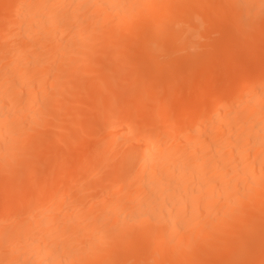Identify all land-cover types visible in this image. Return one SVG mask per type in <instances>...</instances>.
Listing matches in <instances>:
<instances>
[{"label": "bare ground", "instance_id": "obj_1", "mask_svg": "<svg viewBox=\"0 0 264 264\" xmlns=\"http://www.w3.org/2000/svg\"><path fill=\"white\" fill-rule=\"evenodd\" d=\"M154 28L157 29L156 37ZM212 29L214 36L218 35L216 39ZM132 34L145 39L142 41L138 36V42H143L142 48H146V52L151 50L148 49L151 43H156L151 47L155 51H150L145 60L146 65L140 64L146 54L138 55L143 58L138 61L140 65L149 64L151 67L157 56L156 60L164 59L161 66L169 60L170 63L164 66L168 64L167 67L174 68L170 72L175 74L166 72L168 68H159L155 63L159 68L158 75L155 68L152 74L144 73L142 81L132 78L135 82L131 80L129 85V77L126 78L129 72L125 78L120 77L124 65L114 62L121 66L115 86L120 87L117 81H123V87L126 86L123 91V87L119 88V92L124 94V90L126 93L131 86L130 93L126 95V99L130 96L127 105L131 109L123 114L113 102L118 93L117 96L113 94L114 98L104 96V90H108L105 88L107 81L112 83L111 78L115 80L117 77L111 76L116 72L112 71L113 64L108 65L113 61L112 56L107 66L103 65L105 68L101 67L104 62L98 66L99 62L95 64L98 60L94 58L99 51L96 49L101 50L105 46L95 47L103 43L107 50L114 51L116 47V54L120 49L119 53L123 54L126 44L122 48L119 42ZM204 40L207 46L200 45L205 44ZM165 43H170V48L165 47ZM145 44L148 45L144 47ZM261 45H264V0H0V168L7 172L6 166H17L39 149V145L30 152L28 148L27 151L23 149L29 154L26 158L21 156L24 160L15 156L19 157L15 154L17 150L28 144H24L23 139L28 137L23 135L27 125L30 130L39 129L55 114L54 111L62 113L60 103L63 99L59 97L72 82H77V74L84 71L89 74L90 64V69L94 67V74L90 71L89 75H93L85 77L92 79L99 75L102 79H92L88 86L91 90L89 95L93 97L98 81L101 94L104 92L102 96L111 98L117 106L108 116L117 125L97 141L94 151H89L91 153L86 157L81 153L83 150L88 153V149L82 147L90 145L87 140L82 145L75 144L68 138V131V141L71 139L70 142L75 144L70 148V142H60L65 138L61 136L57 141L58 136L53 135L63 150L67 146V155H63L62 160L74 161L75 172L50 179L42 175L45 179L40 181L36 177V169H33L27 177L24 191L20 190L24 184L19 188L16 186L17 176L12 180L13 185L10 183L12 177L6 181L10 185L6 187L12 186V190L8 189L11 192H4L0 198V264H264V46ZM103 51L101 53L105 54ZM139 52L133 51L132 55ZM150 55L154 56L152 64ZM123 58L121 62L124 64L134 62V57L129 61ZM92 62L105 74L107 72L110 80L102 77L100 69ZM132 67L136 69L135 65ZM160 69H164L167 75ZM202 69H210L205 73L209 71L213 75L224 73L225 77L218 74L213 80L217 77V82L221 76L226 81L224 79L225 82L218 85V90L212 89L214 93L209 86L203 89L210 74L203 79L202 71V75L199 74L202 79L200 76L197 78L198 71ZM84 74L78 80H82V87L81 82L76 83L82 94L88 89L84 87L87 86L86 79L82 78ZM154 75L158 76L156 80L159 78V83L166 80L172 90L177 78L182 77L177 83L181 92L170 90L162 100L163 107H166L164 110L160 108L162 101H158L167 92L163 89L166 82L159 84L162 89L158 90H163V94H156ZM185 79L190 83L188 88ZM114 84L115 81L113 88ZM89 95L86 92L87 97L81 99L84 104H77L85 105ZM94 95V98L101 97L97 93ZM122 97L120 102L124 100ZM118 99L114 101L118 102ZM97 100L87 103V107L81 106L79 110L90 109L92 115V107L100 105L94 109L100 112L96 120L102 125L107 117L99 121L103 119L101 113L105 108L102 110L104 103H100L101 99L97 103ZM68 101L71 100L63 102L64 106ZM145 102L157 105L151 110L148 106L151 103L146 107ZM175 102L179 103L174 110L172 105ZM166 103H172L169 109ZM142 107H145L143 111L146 109L145 119L149 113L153 115L150 117L152 120L133 126L128 119ZM66 110L68 108L63 113L68 115L71 112V118L76 114ZM77 113V123L87 115L90 117L89 112L86 116L84 111ZM93 115L90 118L93 119ZM84 123L90 124L86 119L81 125ZM50 125H54L53 122ZM85 126H79V129ZM29 129L26 130L27 135ZM20 131L22 136L18 135V139ZM37 132L40 133L39 130ZM11 134L16 138L7 141ZM44 136L35 140L38 142L39 137L45 140ZM21 138L24 143L20 142ZM172 139L173 143L170 142ZM130 142L137 148L132 144V147H127ZM45 146L39 152L43 157V150L46 154L50 145ZM34 158L38 161L36 154ZM47 160L45 158V163ZM52 165L49 164L50 172L46 174L56 171L53 170L55 164L54 167ZM61 166L59 163L57 167ZM25 167L27 169L28 166ZM15 169L8 172L21 168ZM0 170L1 173L3 170ZM2 182L5 184V180ZM80 182L84 185L75 189L76 184L82 185ZM106 182L110 184L105 185ZM227 225L230 227L228 230ZM219 227L226 228L222 231L228 232L222 233L221 229L215 232ZM210 232H213L212 236L219 233L222 236L218 239L213 237L212 243V236L208 237L210 243L207 246Z\"/></svg>", "mask_w": 264, "mask_h": 264}, {"label": "rangeland", "instance_id": "obj_2", "mask_svg": "<svg viewBox=\"0 0 264 264\" xmlns=\"http://www.w3.org/2000/svg\"><path fill=\"white\" fill-rule=\"evenodd\" d=\"M173 24H174V23H173ZM171 25H172V24H171ZM175 25H177V24L175 23ZM173 26H174V25H173ZM174 27H175V26H174ZM176 27H177V26H176ZM171 28H172V26H171ZM177 28H178V27H177ZM177 28H175V29H177ZM155 29H156V28H154V32H155V36H154V37H156V30H157V29H156V30H155ZM212 31H213V29L211 30V32H212ZM209 34H210V33H209ZM212 34H213V36H214V33H213V32H212ZM212 34H210V35H212ZM153 35H154V34H153ZM134 36H135V38H133ZM138 36H139V38H140V35H138V34H132V35H131V37L133 38V40H134V39H137V41H136V40H134V41L132 40V41H131L132 38L129 36V38H128L127 40H123V41H122L123 43H122V42H119V45H122V46H120V47H122V48L124 47V48H125V46H126V49H123L124 51L122 50V53H123V54L119 53V52H121V51H120L121 49L117 52L118 54H116V51H115V50H117L116 47L113 48L114 51H109V50H107L106 45L103 44V43H99V44L95 47V48H97L98 46H100V47H101V46H102V47L105 46V48H103V49H101V50L98 49V48L96 49V50H99V51H98V54H96L97 51L95 52L96 55L94 56V58H96V60H98L97 62H95V64H98V62H99L98 66H99L101 63H103V62H104V63L101 64V65H102L101 67H103V65L106 64V63L108 64V61H110L109 59H111V56H112V59H111V60H113V61H110L108 65H111V66H112V64H113L112 67H113L114 69H113L112 71H116V72H117V73H116V72H113V73H112L113 75H111L112 77L114 76L113 78H115L116 75H117V77H116L115 80H113L112 78H111V80H110V77L106 76V74L108 75L107 72H106V74H105V73H104L105 71L101 70V67L98 68V66L95 65L93 62H92V64H94L95 67L97 66L96 68L100 69L99 74H100L102 77L105 76L104 78H107V77H108L110 81H113V82L115 81L114 86L116 85V80L119 79V70H118V69L121 67V66H118L119 64H120V65H121V64L124 65V67L122 68L123 71H122V73H120V77H124V78H125V76H126L125 74H126L127 72H129L128 75L126 76V78L129 77V79H127L129 85H131V83H130L131 80L133 81L134 79H135V80H139V79H141V81H142L143 78H145V76H143L144 73H146V75H148V74H150V73L152 74V71H154L155 68H156L155 71L157 72L156 75H158V71H159L158 69H159L160 67H161V68H164V69H165V68H166V69L168 68V70H166V72H168V73H170V74L173 73V71H172V72H170V71L173 70L174 68L170 69V68H169L170 66L167 67L168 64H166V67L164 66L165 63L169 62V60L163 63V66H164V67H163V66H161V65H162V62H163L164 59L162 58V59H163V60H162V59L160 58L161 61H160L159 59L156 60V58H157L156 55H155L156 57H154L153 55H150V57L152 56V60L150 61L151 64H152V61L154 62V58H155V62L152 64L151 67L149 66V64H148V66H143V65H146L145 60L147 61L150 51H155V50H152V48H153L152 46H153L154 42L151 43V44H152V46H151L152 48H151V47L148 48V49H151V50H149V52H146V51H145L146 48H144V50H143V48H142V46L144 45L142 41H144L145 39L143 40V39H142L143 37H142V38H140V39H142V41L139 40V41H141L142 43H141V42H138ZM216 36L218 37V35H216ZM216 36H214L215 39H216ZM136 37H137V38H136ZM150 37L152 38V36H150ZM149 39H150V38H149ZM149 39H146V41H147V40L149 41ZM210 39H212V37H211ZM153 40H154V39H153ZM156 40H157V38H156ZM205 40H206V39H205ZM205 40H204L203 42H205ZM207 40H208V39H207ZM212 40H214V39H212ZM212 40H211V41H212ZM146 41H145V42H146ZM150 41L152 42V40H150ZM150 41H149V42H150ZM208 41H209V40H208ZM149 42H147V43L149 44ZM214 42H215V40H214ZM100 44H101V45H100ZM124 44H126V45L124 46ZM128 44H130V45H128ZM148 44H145L144 47H146ZM155 44H156V43H155ZM155 44H154V45H155ZM169 44H170V43H165L164 45H165V47H166V46L168 47V46H170ZM103 45H104V46H103ZM127 45L129 46L128 48H127ZM172 45H173V44H172ZM200 45H206V42H205V44L202 43V44H200ZM200 45H199V47H203V46H200ZM149 46H150V45H149ZM161 46H162V45H161ZM206 46H207V45H206ZM261 46L263 47L264 45H261ZM156 47H159V44H157ZM171 47H172V46H171ZM199 47H196L195 49H197V48H199ZM141 48H142V49H141ZM168 48H170V47H168ZM193 48H194V47H193ZM204 48H205V47H203V49H204ZM128 49L131 50V51H128ZM154 49H155V48H154ZM158 49H159V48H158ZM158 49H157V50H158ZM165 49H166V48H165ZM195 49H191V50L194 51ZM199 49H200V48H199ZM201 49H202V48H201ZM103 50H104V51H103ZM125 50H126V51H125ZM160 50H161V48H160ZM101 51H103V53H105V54H102ZM133 51H135L136 53H137L138 51H140L141 53H140V52H139L138 54H135V53H134V54L132 55ZM99 52H100L101 54H99ZM107 52H108V53H107ZM113 52H114V53H113ZM142 52H143V54H142ZM127 53H128V54H127ZM152 53H153V52H152ZM93 54H94V53H93ZM119 54L121 55V57H120ZM125 54H126V55H125ZM141 54H142V55H141ZM144 54H146L147 58H145L146 56H145ZM106 55H108V56H106ZM124 55H125V56H124ZM129 55H130V56H129ZM138 55H141V56L144 55V56H145V57H143L144 59L140 56V58L143 59L144 61L142 60V61L140 62V61H139L140 58H139ZM97 56H99V58H97ZM105 56H106V57H105ZM113 56H114V57H113ZM115 56H116V58H118V60H117V59L115 60ZM118 56L120 57V59H119ZM123 57H124V58L126 57V58L128 59L127 61H129V58L131 59L132 57H134V58H132V59H134V62L129 61V62H126V63L124 64V63L121 62ZM153 57H154V58H153ZM124 58H123V60H124ZM132 59H131V60H132ZM105 60H106V61H105ZM135 60H136L137 62L139 61L140 64H143V65H140L139 62L137 63ZM159 61H160V62H159ZM114 62H115V63H118V65L115 64ZM110 63H111V64H110ZM130 63L133 64V65H135V66H136V69H135V67H132L133 65H131ZM136 63H137V64H136ZM155 63H157V66H158L159 68L156 66ZM160 63H161V64H160ZM169 63H170V62H169ZM107 64H106V66H107ZM114 64H115V66L118 67V68L114 67ZM129 64H130V67H128ZM159 64H160V65H159ZM125 65H127V66H125ZM138 66H139V67H138ZM90 67H92L91 64H90ZM90 67H89V69L87 70V71H89V72H88L89 74H90V71H92V69H94V67H93L92 69H90ZM108 67H109V66H108ZM125 67H126V69H127V67H128L129 69L126 70ZM148 67H150V69H152V70L150 71V69H149ZM152 67H153V68H152ZM176 67H177V66H175V69H177ZM96 68H95V69H96ZM103 68H105V66H104ZM108 69L110 70L111 67H109ZM115 69H116V70H115ZM133 69H134V72H133ZM142 69H143V71H142ZM144 69H145V71H144ZM148 69H149L150 72L148 71ZM164 69H160V71H161V70H164ZM178 69H179V67H178ZM104 70H105V69H104ZM117 70H118V71H117ZM136 70H138V71H136ZM207 70H210V69H202V70L198 71L199 73H197L198 76H196V77L199 78V76L202 75V71H203V76H202V78L205 79V78H206L205 75H207V74L209 73V71H208L207 73H205V71H207ZM94 71H95V70H94ZM94 71H92L93 74H94ZM101 71H102V74L100 73ZM120 71H121V68H120ZM140 71H141V72H140ZM176 71H177V70H176ZM97 72H98V70H97ZM97 72L95 73L96 75H97ZM166 72H165V70H164L163 74H164V75H167ZM200 72H201V73H200ZM80 73H81V72H80ZM80 73H79V74H80ZM84 73H85V71H84ZM84 73L82 72V74H84ZM109 73L111 74V71H109ZM123 73H124V74H123ZM135 73H136V74H135ZM138 73H139V74H138ZM140 73H141V74H140ZM142 73H143V74H142ZM177 73H179V70H178ZM219 73H220V72H219ZM219 73H217V74H215V75H216V76L221 75V74H219ZM221 73H223V72L221 71ZM79 74H77V76H76V80H77V82H78V80H80V76H82V74H81V75H79ZM89 74L85 73V74H84V77H82L83 80L86 79V80H85L86 82L84 81L85 84H87V86L84 85L85 88L88 87V86H90V84L93 82L92 79H95L96 77L99 78V79H102V78L98 77L99 75H98V76H94V78H92V79H91V77H88V78L85 77V76H87V75H88V76H92V75H93V74H92V75H89ZM173 74H175V72H174ZM173 74H172V75H173ZM199 74H200V75H199ZM209 74H210V76H209V78H207L208 80H207V81L205 80L206 83H205L204 80H201L202 82L204 81V83L207 84V85L204 84L206 87H205V88L202 87V88H203V89H207V87L209 86L208 88L211 87L210 91L213 92L212 89H216V88H217L216 90H218V85H220V84H222L223 82H225V81H226V78H223V79H222V77H225V75H224V73H223V74L221 75L222 77H221V76H220L221 78L219 77L221 80L218 78V81L216 82L217 77H216V80H215V81L213 80L214 77H215V75H213L214 73H213V72H210ZM209 74H208V75H209ZM218 74H219V75H218ZM122 75H123V76H122ZM133 75H134V76H133ZM137 75H138V77H139L138 79H136V78H137ZM141 75H142V76H141ZM156 75H154V83L156 84V88H157V90H156V88H155V86H154L155 84L153 85V87L155 88L154 90L156 91V94H157V92H158V94H159L160 91H159L158 89H159V88L162 89V86H160L159 84H160V83H164V82H166V80H165L164 82H160V83H159V82H157V81H159V78H158V80H156L157 77H158V76H156ZM78 76H79V77H78ZM131 76H132V77H131ZM155 76H156V78H155ZM211 76H213V77H211ZM130 77H131V78H130ZM134 77H135V78H134ZM164 77H165V76H164ZM164 77H163V78H164ZM207 77H208V76H207ZM77 78H78V79H77ZM104 78H103V79H104ZM108 78H107V80H108ZM132 78H134V79H132ZM163 78H162V79H163ZM200 78H201V76H200ZM200 78H199V79H200ZM202 78H201V79H202ZM88 79H89V81H88ZM177 79H178V81L180 82V80H182V77H181V79H180V78H177ZM183 79H184V78H183ZM224 79H225V81H224ZM121 80H123V78H122ZM124 80L126 81V79H124ZM135 80H134V82H135ZM185 80L187 81L186 84L188 83V85H185V86L188 88V86H189L190 83L188 82L187 79H185ZM185 80H184V82H185ZM212 80H213V82H212ZM72 81H73V80H72ZM91 81H92V82H91ZM96 81H97V80H96ZM99 81H100V80H99ZM127 81H126V83H127ZM160 81H161V78H160ZM178 81H177V83H179ZM209 81L212 82V83H210L211 85L208 84ZM219 81H220V82H219ZM222 81H223V82H222ZM74 82H76L75 79H74ZM77 82H76V83H77ZM80 82H81V87H82V85H83V84H82V80H81ZM80 82H78V83L80 84ZM89 82H90V83H89ZM113 82H112V83H113ZM122 82H123V81H122ZM122 82H120V81L118 82V81H117V84H119L118 86H120L119 88L123 87ZM190 82H191V81H190ZM76 83L73 84V82H72V84L74 85V87H72L73 85L71 84V85H72V86L70 85L71 88H70V86H68V87L65 89L66 91H64V93L62 94V96L59 97V99H61V98L63 99V101L61 100L62 103H60V104H61L60 107L62 108V110L60 109V111L63 113V110L65 111V109H67V108H68V110H70V109H74V108L76 107L75 111H73V110H70V111H73V112H75L76 114H78V113H77L78 111H79V113H83V111H84L85 116L87 115L86 113L89 112L90 117H91V116L94 114V112H95V116H96V115H97V116L95 117V116L93 115V119L90 118L88 115H87V116L89 117V119L86 118L87 116H86L85 118H83V119L81 118L82 121H84V120L86 119V123H90V124H87L88 127H86L87 125H86L85 123H84L83 125H81V122H82V121H80V122L77 123V120H78V119L76 118V116H77L76 114L74 115L75 118H76V120H75V118H74L73 115H72V118L70 117V116H71V114H70L71 112L68 113V112H69L68 110H66V111H68V112H66V113H68V115L65 114V113H63V114L60 113V112L58 113V112H57L58 110H57V111H54V112H53V113H55V114H53V116L56 117L55 119H53L54 117L52 116L53 118H52V117L49 118V121H50V122L47 121L48 119L46 120L47 122L45 121L46 124H43V125H42L43 128H42V126H40V128H42L43 130H41L40 128L37 129V127L34 128V129H32V130H30V129H29V126L27 125L26 130L29 129L30 132L27 131V133H29V134L27 135V134H26V130L24 129V134H23V135H25V137H27V136H28V137H27L26 139L23 137V139L25 140V143L23 142L24 140H23L22 138H21L20 142H22V143H24V144L28 143L29 146H28V144H27V146H26L25 148H23V147L20 145L21 148H19V149L17 150V152L15 153V154H18V155H20V156H19V157H18L17 155H15V156H16L18 159H20L21 156L24 157V158L28 157L29 154L27 155L25 151H24V152H25V153H24V152H23V149L26 150V149L28 148L27 150L30 152V149L34 150L33 147H35V148L38 147V146H36V145H39V146H40L39 149H38L39 151H38V150H37L38 152H37L36 150H35V152L33 151V152H32L33 155H32V153H31L32 156H29V157H28V160H27V158H26L25 160H24L23 158H21V159L24 160V161H23V162H19V163H18V161H17V163H18V164H16L17 166H15V165H13V164L11 165V168H13V170L15 169V167H17L16 169L21 168V169H19V170H16V169H15L16 171L11 170V171H12L11 173L8 172V171H10V169H11V168H9L10 165H9V167L6 166V169L8 168V169H7V172L4 170L5 168H2V167L0 168V169L3 170V171L0 173V176H1V177H0V180H1V178H3V180H5V182H4L5 184H3V182H2L3 180H1V182H0V185H1V187H0V191H2V192H0V198L2 197V194L5 195L4 192H5V193L7 192L6 194H8V191L11 192L10 190H12V189H11L12 186L9 188L10 185L7 183L9 186L6 187V185H7V184H6V181H7L9 178H11V177H12V178H11V181H12L14 178H16V176L18 177V178H16V180H17V182H18V185L16 184V186L19 188V185L23 186V184H24L23 188H20L21 191H24V190H25V186L27 185V183H26V182H27V179H28L27 177H28V175H30L31 170H33V169H36V172H37V173H36V177H37L38 180H40V179H41V180L45 179L44 176H45L46 178L50 179V177H55V176H56V177H57V176H60V177H62V176H68V174H69V173L71 174L72 171L75 172V168H76L75 165H76V164L74 163V161H73L72 163H69V162H66L68 159H66V160H62L63 155L66 156L68 150H67V151L65 150V149H67V148H65V147H67V146L65 145L66 143H64V145H65L64 150H65V152H66V153H64V150H63V147H62L61 143H63V142H67V144H69L68 142H70V140L72 139V142H74V143L76 142L75 144H79V143H81V145H82V142L84 143V142L87 140V143L91 145V148H87V147L90 146V145L88 146L87 144H85L86 146H85V145H82V147H83V146L86 147V149H88V153H87V150H86V153H87V154L84 153L85 150H83V152H82L81 150H82L83 148L78 152L79 154H80V152H82L81 154H84L85 157H86L89 153H91V152L94 151V149H95V147H96V143H98L97 141H100V140H101V137H104V136L107 134V133H106L107 131L112 130L111 127H115V126L117 125V124H116L115 122H113L112 120H109V117H108V116H109L110 111H113V110L116 109V107L118 106L119 109H118V108H117V109L119 110V113L127 114L128 111H129V109H131L130 105H127V99H128L130 96H128V98L126 99V97H127L126 95H128V92L130 93V88H131V86H130V88H128L129 85L127 86V88H128L129 90L127 89V92H126V93H125V90H124L123 93L125 94V96L122 97L124 94H122L121 91H123V89H126V88H124V87H126V86H124V87L121 89V91L119 92V88H117V86H115V88H113L112 83H109V82L107 81V84H108V85H106L107 87H105V88H108V90H107V91L104 90L106 93L104 94V92H103V94H104V96H106V97H108V96L111 97V96H112V98H114V95L117 96V93H118V96H117V97H118L119 99H118L117 97H115L116 99H118V102L114 101L115 98L113 99V102L117 103V106L115 105V106H116V107H115V106H114L115 103L112 102L111 98H106V97L102 96L103 94H101L102 91L100 90L101 87H99V86H100V83L97 81V82H96L97 85L95 84V86L98 87V89L96 88L97 90H96V92H94V93H95V94H96V93H97V94H100L102 98H101V97H100V98H94L95 95H94L93 92H92V93H93V97H91V95H89V93L91 92V90H90L89 87H88L87 90H85V89H84V90H85V91L87 92V94L89 95L88 98H90V99H89L90 101L88 100V101H89V102H88V101L85 100L84 102H86V104H87V103L90 104V102H95L97 99H99V100L101 99L100 101H102V102H100V103H101V104L104 103V104H103L104 106L101 105V109H102V110H104V108H105L104 112L101 113V116H102L103 119H101V120H99V121L104 120L106 117H107L108 119L106 118V119L104 120L105 123L103 122L102 125H99L101 122H98V121L96 120V118H97V117L99 118V113H100V112L97 113V109L95 110L94 108H95V107L99 108L100 105L97 106V105L95 104V105L92 107V111H94V112L92 113V115H91V113H90V109H89V110L87 109L88 111H86L85 108H86L87 106H86V104H85V105H82V104H84V103L81 101V99L83 100V98L85 99V97H87V96H86V92L84 91V92H85V96H84V92H83V94L81 93V90H82L81 87H80L78 84H76ZM98 83H99V84H98ZM126 83H124V85H126ZM132 83H133V82H132ZM177 83H176V85H173V84H172L173 86L170 85L173 89L175 88L174 90H172V89L169 87V85H167V82L164 83L165 85L163 86V87H164L163 89H164V92H166V91H167V92L164 93V95H162V99L160 98V100L158 101V103H160V102L165 98V95H166V94L170 93V92H169L170 90H171L172 92H174L175 90H176L178 93L181 92V90H178V88H177V86H178ZM180 85H181V83H180ZM78 86H79V87H78ZM149 86H150V85H149ZM159 86H160V87H159ZM166 86L169 87L170 89H167ZM76 87L79 88L77 91H76V89H77ZM111 87H112V88H111ZM69 88H70V89H69ZM75 88H76V89H75ZM105 88H103V89H105ZM176 88H177V89H176ZM179 88L182 89L181 86H179ZM91 89H92V88H91ZM165 89H166V90H165ZM185 89H186V88H185ZM185 89H184V86H183V90H185ZM94 90H95V88H94ZM114 90H115V92H114ZM183 90H182V91H183ZM216 90H215V91H216ZM98 91H99L100 93H98ZM205 91H206V90H205ZM111 92H112V93H111ZM150 92H151V91H150ZM162 92H163V90H161L160 94H163ZM172 92H171V93H172ZM206 92H207V91H206ZM227 92H228V91H227ZM227 92H226V93H227ZM209 93H210V92H209ZM213 93H214V92H213ZM228 93H229V92H228ZM81 94H82V95H81ZM113 94H114V95H113ZM160 94H159V95H160ZM154 95H155V92H154ZM63 96H65V97H63ZM120 96L124 99V100H122V102L119 101L120 98H121ZM151 96H152V98L154 99V96H153V95H151ZM151 96H150V97H151ZM155 96H156V95H155ZM163 96H164V97H163ZM97 97H99V95H97ZM68 98H69L71 101H68L67 105L64 106L63 102L66 101V99L69 100ZM92 98H93V100H91ZM105 98H106V99H105ZM152 98H150V100H151ZM107 99H110V100H107ZM147 99H148V98H147ZM153 99H152V100H153ZM99 100H97V103H99ZM150 100H147L146 102H148V101H150ZM152 100H151V101H152ZM154 100H155V99H154ZM154 100H153V101H154ZM106 101H108V102H106ZM69 102H70V103H69ZM123 102H125V103H123ZM146 102H145V104H144L146 107H147L148 104L151 103L150 105H148V106L151 107V110H152V108H155V106L157 105V104L154 105L155 102H154V103L149 102V103H147V104H146ZM163 102H164V101H162V102L160 103L161 105L159 104V105H160V108H162V110H164V108H166V107H163V106H164ZM75 103H76V104H77V103H78V104H79V103H82V104H81V105H78V104H77V105H78V106H77ZM120 103H122V104H120ZM156 103H157V102H156ZM178 103H179V102H178ZM178 103L175 102V103L172 105V107H173L172 109H174V108L177 109L176 107H178V106H176V104H178ZM65 104H66V103H65ZM129 104H130V103H129ZM166 104H167V103H166ZM170 104H172V103H170ZM170 104H167V108H168V106H169ZM62 105H63V107H62ZM91 105H92V104H91ZM91 105H89V106L91 107ZM74 106H75V107H74ZM81 106H82V107L86 106L85 108H82V109H85V110H82V111L79 110V109H81V108H80ZM89 106H88V108H90ZM102 107H103V108H102ZM170 107H171V105H170ZM64 108H65V109H64ZM144 108H145V107H142V110H141V111L136 112L135 116L132 115V116H131L132 118H131V119H130V118L128 119V121H130V123H131L133 126H139V125L143 124L144 122H147V121L149 122V120H152L150 117H153V115H152V114L150 115L149 113H147V114H148V118L145 119V118H146V113H145L146 109H145V111H143ZM168 109H169V108H168ZM168 109H167V110L165 109V111H168ZM172 109H171V110H172ZM175 109H174V110H175ZM76 110H78V111H76ZM126 110H127V111H126ZM174 110H173V111H174ZM92 111H91V112H92ZM98 111H99V109H98ZM105 111H106V113H105ZM108 111H109V112H108ZM173 111H171V112H173ZM194 111H196V110H194ZM147 112H148V111H147ZM168 112L170 113V110H169ZM96 113H97V114H96ZM138 113H139V114H138ZM143 113H144V114H143ZM195 113H196V112H195ZM84 114H82V116H83ZM104 114H107V115L104 116ZM191 114H194V113L191 112ZM136 115H137V116H136ZM141 115H142V116H141ZM143 115H145V117L142 119ZM170 115H171V114H170ZM133 116H134V117H133ZM98 118H97V119H98ZM50 119H51V120H50ZM90 119H91L92 121H91ZM87 120H88V121H87ZM93 120H94V121H93ZM95 120H96V122H95ZM250 121H253V119H251ZM48 122H49V123H48ZM52 122H53V124H54L55 126H54V125H50ZM91 122H93V124L95 125V127H94V125H92ZM79 123H80V124H79ZM257 123H259V122H257ZM47 124H48V125H47ZM71 124H72V125H71ZM78 124H79V126H85V125H86V126H85V127H80V129H79ZM240 124H244V123H241V122H240ZM45 125H47V127H45ZM76 125H77V126H76ZM49 126H50V129H48ZM51 126H52V127H51ZM53 126H54V128H53ZM62 126H64L63 128H65L67 131L64 130L63 128H61ZM73 126H74V127H73ZM92 126H93V127H92ZM89 127H90L91 129L88 130ZM51 128L53 129V131H51V130H52ZM73 129H74L75 132L78 131L79 133L76 134V133H74V131L72 132ZM34 130H35V131H34ZM38 130L40 131V133L37 132ZM62 130H63V131H62ZM79 130H82V132L79 131ZM85 130H87V131L85 132ZM46 131H47V132H46ZM68 131H70V135L68 134V136H70V137H68V138H71V139H69V141H68V138H67V136H66L67 133H68ZM89 131H90V132H89ZM32 132H34V133H32ZM48 132H51V134L49 135ZM80 132H81V133H80ZM36 133H37V134H36ZM41 133H42V134H41ZM73 133H74V134H73ZM82 133H83V134H86V135L83 136V138H80L79 136H82V135H83ZM105 133H106V134H105ZM32 134H33V135H32ZM43 134H44L45 136H44ZM46 134H47V135H46ZM79 134H80V135H79ZM11 135H12V136H11ZM11 135L9 136V138H8L7 141H9V139H11V138H12V139H15V138H16V136H15V138H13V137H14L13 134H11ZM14 135H15V134H14ZM18 135H19V136L21 135V131H20V133L17 134V138L19 139L20 137H19ZM51 135H52V136L55 135L56 137L58 136V138H56L57 141L59 140V138H60L61 136H62V139L65 138L66 141H65V140H63V141H60V140H59L61 143L56 142L55 137L53 136V138H52ZM71 135H72V136H71ZM76 135H78V136H76ZM21 136H22V135H21ZM31 136H32V137H31ZM33 136H34V138H33ZM36 136H37V137H36ZM38 136H44V137H46V139L43 140V138H40V137H39L38 142H37L35 139H37ZM63 136H64V137H63ZM35 137H36V138H35ZM50 137H51V138H50ZM84 137H85V138H84ZM128 137H129V136H128ZM128 137H127V138H128ZM31 138H32L33 140H31ZM75 138H76V139H75ZM47 139H48V140H47ZM51 139H53V140H51ZM73 139H74V140H73ZM84 139H85V140H84ZM128 139L131 140V137H129ZM28 140H29V142H28ZM39 140H40V141H39ZM46 140H47V141H46ZM83 140H84V141H83ZM30 141H31V143H30ZM43 141H45V142H43ZM52 141H54V142H52ZM171 141H172V143H173L174 140L172 139V140H170V142H171ZM32 142H33V143H32ZM35 142H36V143L41 142V143H40V144H35ZM72 142H70V144H69V147H70V148H71V145H72V146H75V144L72 143ZM47 143H48V144H47ZM54 143H55V144H54ZM30 144H32V145H30ZM42 144H43V145H42ZM131 144H132V142H130V145L127 144V147H128V146H131ZM169 144H170V143H169ZM34 145H35V146H34ZM41 145H42V147H41ZM45 145H47V146L50 145V146H49V149L46 151V154L44 153L45 151L43 150V154L45 155V156L43 157V156L41 155V153H39V152H40V150H41V152H42L43 146L46 147ZM79 145H80V144H79ZM30 146H31V147H30ZM132 146H133V148H135V147L137 148V146H134L133 144H132ZM132 146H131V147H132ZM57 147H58L59 149H56ZM61 147H62V149H61ZM93 147H94V148H93ZM40 148H42V149H40ZM47 148H48V147H47ZM47 148H45V149H47ZM50 148L52 149V152H51V149H50ZM84 149H85V148H84ZM27 150H26V151H27ZM49 150H50V153L52 154V156L54 155L53 157H51V155H49V154H50V153L48 152ZM55 150L57 151L56 154H54ZM73 150H74V149H73ZM18 151H19V152H18ZM89 151H91V152H89ZM36 152L38 153V156L41 155V156H39V157H40V158L42 157V158H43L42 160H40V158H39V159L37 158L38 156H37V153H36ZM47 152H48V154H47ZM35 154H36V159H38V161H36L35 158H34V157H35ZM65 154H66V155H65ZM79 154H78V155H79ZM81 154H80L79 156H81ZM26 155H27V156H26ZM46 155H48L49 157H47ZM84 155H83V156H84ZM55 156H56V157H55ZM59 156H60V158H61L60 160H59ZM32 157L34 158L33 160H32ZM50 157H51V158H50ZM68 157H69V156H68ZM45 158H46V160L48 159V160H47L48 163H45ZM52 159H53V160H52ZM54 159H55V160H54ZM26 160H27V161H26ZM31 160H32V161H31ZM43 160H44V161H43ZM58 160H59V163H61V165H62L61 167H57V166L59 165V163H58V165H57V163H56ZM61 160H62V161H61ZM19 161H21V160H19ZM25 161H26V163H25ZM29 161L32 162V165L29 164V163H31V162H29ZM34 161H36V162L33 163ZM42 161H43V162H42ZM60 161H61V162H60ZM69 161H70V160H69ZM27 162H28V164H27ZM39 162H41V163H39ZM70 162H71V161H70ZM36 163H37L39 166L34 167L35 165H37ZM50 163H51V165H52V164H53V165L55 164V165H54L55 167H54L53 165H52V166L54 167L53 170H56V171H55V172H54V171H51V174H50V173H49V174H46V172H48V171L50 172V170H49L50 167H48ZM62 163H63V164H62ZM65 163H67V164H65ZM19 164H21V165H23V166L20 167ZM25 164H26V165H25ZM69 164H73V165L70 166ZM44 165H46V166H44ZM56 165H57V166H56ZM110 165H111V164H110ZM13 166H14V167H13ZM25 166H28L29 168L27 167V169H25V168H26ZM38 167H41V168H38ZM47 167H48V169H47ZM56 167H57V168H56ZM74 167H75V168H74ZM37 168H38V169H37ZM58 168H60V170H59ZM72 168H74V170H73ZM23 169H25V171H22V172H21V170H23ZM70 169H71V171H69ZM37 170H38V171H37ZM41 170L43 171V173H42ZM51 170H52V167H51ZM0 171H1V170H0ZM17 171H18V172H17ZM57 171H58V173L56 174ZM62 171H63L64 173H63ZM65 171H66V172H65ZM67 171H68V173H67ZM3 172H4V173H3ZM15 172H17V173H15ZM20 172H21V173H20ZM27 172H29V173H27ZM44 172H45V173H44ZM59 172H60V173H59ZM61 172H62V173H61ZM9 173L11 174V176H10ZM12 173H13V174H12ZM18 173H20V174L17 175ZM15 174H16V175H15ZM13 175H14V176H13ZM39 175H41V176H39ZM42 175H44V176H42ZM50 175H51V176H50ZM23 176H24V177H23ZM19 178H20L22 181H20ZM23 179H25V180H23ZM41 180H40V181H41ZM8 181H10V180H8ZM8 181H7V182H8ZM19 181L22 182V184H19ZM83 182H84V181H83ZM85 182H87V180H86ZM110 182H112V180H111ZM110 182H106L105 185H106V184H110ZM1 183H2V184H1ZM10 183H11V185H13V181L10 182ZM15 183H16V182H15ZM81 184H82V185H81ZM86 184H87V183H85V185H86ZM3 185H4V186H3ZM74 185H75V184H74ZM76 185H77V184H76ZM76 185H75V189H77V188L79 189V187H82V186L84 185V183L80 182V185H81V186H79V184H78V185H77L78 187H76ZM21 186H20V187H21ZM107 186H108V185H107ZM17 187H16V188H17ZM6 188H7V189H6ZM8 189H10V190H8ZM124 192H125V191H124ZM124 192H123V193H124ZM121 195H122V194H121ZM0 200H1V199H0ZM91 201H92V200H91ZM88 203H89V202H88ZM263 217H264V216H263ZM83 223H84V222H83ZM221 226H222V225H221ZM227 226H228V225H227ZM228 228H230V227L228 226V227H227V230H228ZM220 229H221V228L219 227V228L217 229V231H215V232H219L218 230H220ZM225 229H226V228H222V229H221V232H222V233H226V232H228V231L223 232V231H225ZM222 230H223V231H222ZM212 233H213V232H212ZM212 233L210 232V234L207 235V238H208V237H211V236H212ZM217 234H218V233H217ZM219 234H220V233H219ZM219 234H218V236H217V235L215 236V234H213V236L211 237V240H210L211 243H212V241H214V239L212 240L213 237H215V238L217 237L216 239H218V238H220V237L222 236L221 234H220V235H219ZM204 239H205L204 241L207 240L206 238H204ZM209 239H210V238H208V240L206 241L207 244H206V242H205V244H206L207 246H208ZM53 241H54V240H53ZM201 243H202V242H201ZM201 243H200V244H201ZM209 243H210V242H209ZM202 246H204V243H202ZM77 247L80 248V247H82V245H80V247H79V246H77ZM77 247H76V249H78ZM257 255H258V254H257ZM259 255H260V254H259ZM260 258H261V256H260Z\"/></svg>", "mask_w": 264, "mask_h": 264}]
</instances>
